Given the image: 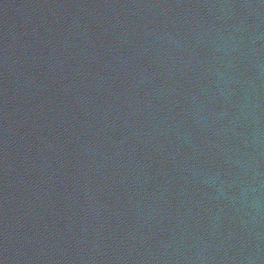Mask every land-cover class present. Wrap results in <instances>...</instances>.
<instances>
[{
  "label": "water",
  "instance_id": "obj_1",
  "mask_svg": "<svg viewBox=\"0 0 264 264\" xmlns=\"http://www.w3.org/2000/svg\"><path fill=\"white\" fill-rule=\"evenodd\" d=\"M0 264H264V0H0Z\"/></svg>",
  "mask_w": 264,
  "mask_h": 264
}]
</instances>
